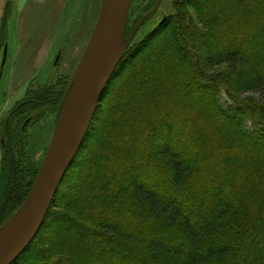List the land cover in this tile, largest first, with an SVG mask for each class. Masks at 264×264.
<instances>
[{"label":"trees","instance_id":"obj_1","mask_svg":"<svg viewBox=\"0 0 264 264\" xmlns=\"http://www.w3.org/2000/svg\"><path fill=\"white\" fill-rule=\"evenodd\" d=\"M214 4L222 16L198 0L178 5L174 16L128 48L42 229L13 264H36L37 255L41 264H264V60L256 68L249 59L260 60L264 49V0ZM7 32L5 22L0 51ZM153 39L139 75L134 61ZM207 45L215 48L208 57L199 51ZM165 47L171 58L163 59ZM147 54L154 60H145ZM220 67L227 72L212 74ZM152 73L157 77L150 82ZM45 90L28 91L25 106L45 102L57 112L63 91ZM246 93L257 95V104H245ZM130 99L136 107L127 105ZM141 110L148 114L141 117ZM24 113L12 111L5 125L3 176L14 170L23 180L2 198L0 226L25 201L40 170L10 157L14 142L24 151L17 135ZM227 200L239 203L237 209L228 213ZM62 222L78 230L76 243L66 240Z\"/></svg>","mask_w":264,"mask_h":264},{"label":"rangeland","instance_id":"obj_2","mask_svg":"<svg viewBox=\"0 0 264 264\" xmlns=\"http://www.w3.org/2000/svg\"><path fill=\"white\" fill-rule=\"evenodd\" d=\"M156 1L133 0L124 38V45L127 46L126 51L136 42L145 40L147 35L152 33L164 18L174 16L175 7L178 5L188 6V0H162L160 9L156 14L152 15L150 12L155 6ZM219 1L198 0L200 5H207L220 17L222 16L220 15V10L217 9V4H214ZM8 2H12L10 14L6 13ZM103 2L104 0H0V25L5 22L8 24L7 45L5 49L2 48L0 51V179L1 176L2 178L4 177L0 184V204L2 198L16 188V183L23 180L22 177L16 175L14 170L11 173H5L3 176V157L5 154L3 148L4 144L7 143L6 139H8V135L7 133L4 134V130L11 112L14 110L21 113L25 112L21 115L23 123L17 132V135L20 137L19 143L24 148V151H18L16 142L12 143L9 147L11 160L22 161L23 163H20L24 166L27 164V170L29 171L34 165L36 169H41L56 125L72 95V90L68 92L70 81L95 31ZM188 10L195 21V25L203 28L198 13L191 8ZM140 20H143L142 25L136 34L132 36L133 29ZM223 21L224 19L221 22ZM154 40L145 45V48L138 53L137 59L134 61L139 75H142L146 71L145 67L143 69L141 67L140 57L145 52L148 53L151 46L156 44ZM166 48L164 52L166 55L164 54L163 59L171 58L172 54H174L168 53ZM175 49L178 56H185L183 53L184 49L180 47V44H177ZM208 49L215 50L211 45H207L206 47L200 46L199 51L203 56L208 57L211 56L207 53V51L210 52ZM187 50L189 49L187 48ZM259 54L260 60L258 56L254 58L249 57L252 62L254 61L253 65L255 64L256 68V64L264 60V49H259ZM148 55L145 56V60H154L152 56ZM185 64H188V62L185 61ZM139 69H142V71ZM227 70L226 67H220L217 71H212V74L226 73ZM155 77L157 76L152 73L150 82L156 80ZM164 81L165 79L160 81V84L157 83L160 86V90H164V87H166ZM41 89L44 91L48 89L52 93L60 90L63 91L64 96L57 112L55 111L56 106L54 104L45 102H41L40 104L36 101L37 104L31 109L27 108V105L25 106L24 103L30 100L31 93L38 92ZM28 91L30 92L29 96L27 94L29 93ZM241 98L244 99L242 100L245 104L250 106L257 104L258 100L257 95L247 93L242 94ZM126 99H128V95L125 93L121 96V101L126 102ZM102 100L99 107L102 104ZM133 102L136 107L137 102L132 99L128 100L127 105L129 106ZM225 102L226 99H224ZM197 103L201 105L199 101ZM138 113L142 117L145 113L148 114V111L141 110ZM95 118L96 115L90 131L93 124H95ZM197 130H200V128ZM178 132L174 133L173 142H176ZM111 144H114V141H111ZM231 145L233 146L234 144ZM193 153L199 154L200 157L206 155V151L200 152L197 149L193 150ZM74 177L72 181H75ZM99 181L102 182V180ZM68 193L70 192L68 191ZM253 193H256V190ZM68 197L69 195L67 194ZM175 200L179 202L177 198ZM238 204L235 201L227 200L224 209L230 213L232 210L237 209ZM80 216L82 217V215ZM59 225L62 228H69L68 234H70V238L66 239L68 242H72L74 237L76 240L77 229L64 222ZM118 227L122 231H132V227L129 225H119ZM66 242L60 245L59 252L65 251ZM240 246V244L234 245L233 249L238 252ZM36 259V264H41L44 261V257L41 255H37Z\"/></svg>","mask_w":264,"mask_h":264},{"label":"water","instance_id":"obj_3","mask_svg":"<svg viewBox=\"0 0 264 264\" xmlns=\"http://www.w3.org/2000/svg\"><path fill=\"white\" fill-rule=\"evenodd\" d=\"M132 3L133 0H104L95 31L70 81L71 99L56 125L39 175L22 205L0 226V264L16 262L42 229L126 52L124 38ZM161 4L162 0H158L150 14H156ZM142 22L137 23L132 36Z\"/></svg>","mask_w":264,"mask_h":264},{"label":"bare ground","instance_id":"obj_4","mask_svg":"<svg viewBox=\"0 0 264 264\" xmlns=\"http://www.w3.org/2000/svg\"><path fill=\"white\" fill-rule=\"evenodd\" d=\"M71 97V96H70ZM71 99V98H70ZM70 100H68V102H69ZM2 260V258H0V261Z\"/></svg>","mask_w":264,"mask_h":264}]
</instances>
